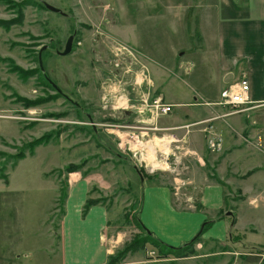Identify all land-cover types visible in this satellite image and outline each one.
Instances as JSON below:
<instances>
[{
    "label": "rangeland",
    "instance_id": "obj_1",
    "mask_svg": "<svg viewBox=\"0 0 264 264\" xmlns=\"http://www.w3.org/2000/svg\"><path fill=\"white\" fill-rule=\"evenodd\" d=\"M45 3L63 13L49 10ZM199 4L196 0H0V264H12L19 253H48L49 258L41 259L57 261L62 196H68L70 180L76 176L91 179L88 200L108 208L109 232L118 234L119 241L113 255L120 261L132 260L139 253L150 258L159 252L175 258L195 255L201 233L212 227L210 220L190 241H196L192 246L173 250L180 246L159 243L142 224V192L147 185L168 187L174 202L190 209L198 203L199 190L195 194V189L203 187L206 180L224 186L226 206L211 217L224 216L228 223L225 246L202 242L203 249L232 252L227 264L248 255L260 259V247L256 246L264 244V153L259 144V135L264 132V101L256 103L258 106L250 103L248 110L238 113L245 116L247 126L242 138L234 135V148L209 153L202 172H191L201 162L183 144L171 156L177 172L169 173L152 172L150 161L135 159L128 145H122L126 135L117 125L137 126V115L113 109L112 103L106 106L102 99L109 89L119 86V92L134 101L140 100L143 91L148 96L145 86L134 89L130 85L131 78L140 72L138 65L132 66L130 74L120 67L130 60L122 46L130 48L147 66L143 44L170 64L159 66L162 73L157 79L166 83L163 91L147 66L153 82L150 95L163 92L168 103L171 99L179 100L178 104L194 103L193 98L182 95L192 89L191 85L179 81L186 79L192 65H181L184 57L178 53L200 43L201 30L207 35L219 23L218 12L209 7L204 12ZM71 35L73 49L61 55ZM41 51L44 71L39 61ZM173 75L180 79L166 80ZM182 109L176 107L177 116L185 115ZM189 127L193 128L184 126L179 132L186 135ZM163 135L157 133L154 141ZM146 142L154 146L151 141L141 144ZM155 147L150 150L153 154ZM240 185L250 192L244 194ZM243 199H253L256 208L249 203L236 207L235 202ZM209 260L210 264H220L218 257Z\"/></svg>",
    "mask_w": 264,
    "mask_h": 264
},
{
    "label": "crops",
    "instance_id": "obj_2",
    "mask_svg": "<svg viewBox=\"0 0 264 264\" xmlns=\"http://www.w3.org/2000/svg\"><path fill=\"white\" fill-rule=\"evenodd\" d=\"M197 1L202 3L198 6L203 8L204 12L208 7L218 12L219 23L216 30L207 35L201 30L202 41L196 43L194 47L181 48L185 50V53L181 51L178 53L184 57V62L180 61L181 65H192L186 79L181 80L180 76L176 75L166 79L167 81L180 79L179 81L188 82L192 89L182 95L193 98L195 102L185 105L180 102L178 104L179 100H169L173 105L177 104L169 117L164 116L158 119L157 125L162 129L155 132V136L157 133L164 132L165 135L176 137L181 142L180 146L186 145L189 152L198 157L200 161L197 157L195 159L201 163H196L191 172H195V169L202 172L203 163L205 164L206 159L209 161V153L218 154L231 146V149L234 148L236 144V141H233L234 135L237 134L242 138L247 126L243 114L224 116L227 109L218 104L222 89L246 76L250 82L252 103L256 105L264 101V0ZM194 6L195 4L193 8ZM141 48L148 55L147 66L152 70L157 85L163 91L166 83L165 80L157 79L159 72L162 73L159 66H170V64L160 60V55L152 51L150 47L142 44ZM194 49L200 52L195 54ZM178 63L177 59L174 64ZM201 65L203 66L200 67ZM161 94L163 95V92ZM173 95L179 97L178 93H172ZM255 105L251 107L258 106ZM176 107H182L181 111L185 115L177 116ZM187 125L193 128L189 127L186 135L185 131L179 132V129ZM204 129L220 136L221 148L216 152L209 149L205 137L208 132ZM262 151L264 153V150ZM228 157L229 155L226 156L227 159ZM72 179L64 213L60 220V251L56 257L57 261L48 263L47 260L41 259L49 258L48 253L43 256L39 253H19L12 264H111L109 258L115 253V243L119 241L118 234L115 236L113 232H109V210L104 204L96 203L84 213V206L93 187L92 180L88 177L79 178V176ZM239 187L244 194L250 192L241 185ZM198 190V203L192 205L193 208L184 209L174 202L172 191L168 187L144 186L139 213L142 224L151 231L154 238L176 247L189 243L206 225V221L210 220L212 227L207 232L201 233V242L194 246L197 251L195 255L175 258L157 253L154 258H150L145 253H139L134 255L132 260L130 258L115 264H210L209 259L217 257L220 258V264L229 263L230 258L227 256L233 254L232 252L228 253L224 248H221L222 250L203 249L201 244L211 241L222 247L225 246L223 242H226L225 225L228 219L217 215L211 217V213L219 212L226 206L224 186L206 180L205 185L197 187L194 193L197 194ZM235 203L236 207L239 203H249L256 208L253 199H243ZM237 216L239 217L238 213ZM256 247H260L259 260L248 255L245 259L236 257L233 264H264V244L257 243Z\"/></svg>",
    "mask_w": 264,
    "mask_h": 264
},
{
    "label": "built area",
    "instance_id": "obj_3",
    "mask_svg": "<svg viewBox=\"0 0 264 264\" xmlns=\"http://www.w3.org/2000/svg\"><path fill=\"white\" fill-rule=\"evenodd\" d=\"M122 48V50L125 51L124 54H126L131 61L129 60V64L127 63L125 65H121L120 67H122L125 74H130L133 71L132 66L134 64L138 65L140 72L131 78L130 85L133 86L134 89L136 87L141 89L143 86H145L148 96L146 97V93L143 91V94L140 95V100L137 102L135 99V103V101L131 99L129 95L121 94V92H119V86L117 89H115V87L109 89V91L106 92L102 98L103 102H105L106 106L112 103L113 109L122 110L129 114L136 113L137 119L135 121L137 126L128 124L117 125L118 128L123 129V133L126 135L125 139L124 137L122 138V145H128V149L135 159L145 162L150 161V163H152V158H154L157 160V162H159V165L153 167L152 163V172L169 171V173H176L177 170L174 167V163L171 162V156L172 158L175 156L174 151L181 148L179 145L180 141L176 137L164 134L160 138L162 145L155 147L154 154L150 152L147 146L141 144V141L154 142V138L157 137L155 136V132H159L162 129L156 125V121H158L160 117L171 115L174 105L168 103L162 94L154 93L153 96L150 95L152 90L151 88H153V82L149 76L147 66L137 60L135 53L130 48L126 46H122ZM115 65L119 66L120 64L117 62ZM109 87L111 88L112 85ZM113 99H117V101L119 99L121 102L118 104V102H114ZM250 103H252V99L250 97V82L246 76H243L236 83L222 89L220 93V101L218 102L219 105L227 109V112L224 113V116L245 112L249 109L248 105ZM135 130H139V132L135 133ZM204 130L208 132L206 139L209 149L212 151L215 149L219 150L221 148L220 136L215 132L208 131L207 129ZM149 137H152V139ZM259 144L264 150V132L259 135Z\"/></svg>",
    "mask_w": 264,
    "mask_h": 264
},
{
    "label": "water",
    "instance_id": "obj_4",
    "mask_svg": "<svg viewBox=\"0 0 264 264\" xmlns=\"http://www.w3.org/2000/svg\"><path fill=\"white\" fill-rule=\"evenodd\" d=\"M45 5L47 6V8L53 12H59V13H63L61 9L50 5L48 3H45ZM73 40H74V36L71 35L65 45V49L63 52H60L61 55H68L69 53H71L72 49H73ZM46 48V46L43 47L42 51ZM42 51L39 55V61H40V66L42 71H44V67H43V62H42ZM48 80L51 82V84L57 89V91H59L60 93L62 92V90L50 79L48 78Z\"/></svg>",
    "mask_w": 264,
    "mask_h": 264
},
{
    "label": "trees",
    "instance_id": "obj_5",
    "mask_svg": "<svg viewBox=\"0 0 264 264\" xmlns=\"http://www.w3.org/2000/svg\"><path fill=\"white\" fill-rule=\"evenodd\" d=\"M142 170V169H141ZM71 171V170H70ZM4 179L7 181V178H5L4 177ZM66 197H67V193H65L63 196H62V201H61V205H65V201H66ZM93 204H96V202L95 201H93V200H88L87 202H86V205L84 206V213H86L87 212V210L90 208V206L91 205H93ZM206 227V226H205ZM205 229V228H204ZM148 232V231H147ZM149 234H150V236L152 235V233H150V232H148ZM159 242V241H158ZM194 242H196V241H192V242H189V243H186V244H184L183 246H181V247H179V248H177V249H173V248H171V249H173V250H183V249H186V248H189L190 246H192L193 244H194ZM159 243H161V242H159ZM159 254H162L161 252H159ZM163 255V254H162ZM118 262H121L120 260H119V256H117V255H111L110 256V258H109V263H111V264H115V263H118Z\"/></svg>",
    "mask_w": 264,
    "mask_h": 264
},
{
    "label": "bare ground",
    "instance_id": "obj_6",
    "mask_svg": "<svg viewBox=\"0 0 264 264\" xmlns=\"http://www.w3.org/2000/svg\"><path fill=\"white\" fill-rule=\"evenodd\" d=\"M142 144L145 145V146H147L149 150H152L155 146H158V145L161 146V145H162V144H161V140H160V138H159V139L157 138V139L154 141V146H153V144H149V143H147V142H146V143H142ZM166 145H167V144H166ZM149 158H150V157H149ZM149 158H148V159H149ZM152 159H153L152 161H154V163L152 162V163H153L152 166H153V167L158 166V165H159V162H155L156 159H154V158H152Z\"/></svg>",
    "mask_w": 264,
    "mask_h": 264
},
{
    "label": "flooded vegetation",
    "instance_id": "obj_7",
    "mask_svg": "<svg viewBox=\"0 0 264 264\" xmlns=\"http://www.w3.org/2000/svg\"><path fill=\"white\" fill-rule=\"evenodd\" d=\"M64 95H66V94H64Z\"/></svg>",
    "mask_w": 264,
    "mask_h": 264
}]
</instances>
